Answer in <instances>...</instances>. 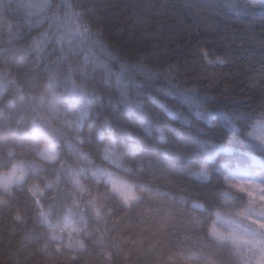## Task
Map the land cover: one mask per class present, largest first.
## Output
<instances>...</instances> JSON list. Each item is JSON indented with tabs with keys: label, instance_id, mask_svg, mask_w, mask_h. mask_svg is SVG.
Returning <instances> with one entry per match:
<instances>
[{
	"label": "trees",
	"instance_id": "obj_1",
	"mask_svg": "<svg viewBox=\"0 0 264 264\" xmlns=\"http://www.w3.org/2000/svg\"><path fill=\"white\" fill-rule=\"evenodd\" d=\"M0 264H264V0H0Z\"/></svg>",
	"mask_w": 264,
	"mask_h": 264
},
{
	"label": "rangeland",
	"instance_id": "obj_2",
	"mask_svg": "<svg viewBox=\"0 0 264 264\" xmlns=\"http://www.w3.org/2000/svg\"><path fill=\"white\" fill-rule=\"evenodd\" d=\"M20 174H12L9 177L6 178V181L8 182H18L19 181Z\"/></svg>",
	"mask_w": 264,
	"mask_h": 264
}]
</instances>
